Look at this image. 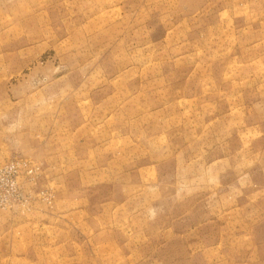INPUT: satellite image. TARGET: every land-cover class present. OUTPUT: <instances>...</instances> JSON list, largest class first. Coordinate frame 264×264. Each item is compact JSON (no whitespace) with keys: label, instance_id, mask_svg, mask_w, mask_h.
Masks as SVG:
<instances>
[{"label":"rangeland","instance_id":"rangeland-1","mask_svg":"<svg viewBox=\"0 0 264 264\" xmlns=\"http://www.w3.org/2000/svg\"><path fill=\"white\" fill-rule=\"evenodd\" d=\"M0 264H264V0H0Z\"/></svg>","mask_w":264,"mask_h":264}]
</instances>
